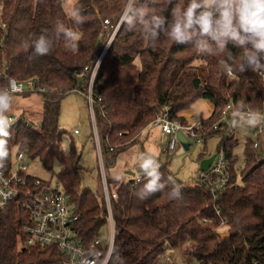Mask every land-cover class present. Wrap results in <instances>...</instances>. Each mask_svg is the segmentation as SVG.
I'll return each mask as SVG.
<instances>
[{
  "label": "trees",
  "instance_id": "16d2710c",
  "mask_svg": "<svg viewBox=\"0 0 264 264\" xmlns=\"http://www.w3.org/2000/svg\"><path fill=\"white\" fill-rule=\"evenodd\" d=\"M191 3L76 0L70 14L63 0H2L0 88L6 89L9 77H13L35 78L48 89L36 92L43 100L41 122L33 125L21 118L11 129L6 160L17 148L53 173L59 164L56 184L70 200L77 238L87 247L101 237L102 228L108 224V211L102 191L82 187L76 148L72 145L67 152L62 148L61 101L73 91L88 100L91 72L105 47L106 35L128 8L93 84L107 183L110 192L116 194L112 199L116 236L109 264H163L167 256L176 253L196 264H264V158L249 139L240 182L233 153L235 136L226 139V130L212 131L230 102L238 110L262 108L264 52L259 53L257 67L245 58V52L254 50L250 42L241 45L227 39L221 47L211 34L201 31L197 20L203 8L196 9L189 25ZM217 18L218 13L213 20ZM105 19L112 21L107 31ZM177 26L180 33L175 31ZM65 30L79 34L74 49ZM41 35L48 40L50 53L34 56L33 41ZM198 100L213 106L208 118L201 115L203 143L206 151L209 138H221L218 150L225 147L230 178L226 189L214 196L210 183L200 176L190 182L180 181L159 159V183L164 188L154 193L142 191L151 177L145 179L142 174L143 181L136 183L135 177L124 181L111 173L119 154L137 144L160 113L178 118ZM111 146L118 147L111 151ZM22 218L23 213L13 206L0 208V264L59 262L55 247L27 248L22 244ZM203 219L208 222L203 223ZM224 233L228 236L223 237Z\"/></svg>",
  "mask_w": 264,
  "mask_h": 264
},
{
  "label": "built area",
  "instance_id": "2783aa9c",
  "mask_svg": "<svg viewBox=\"0 0 264 264\" xmlns=\"http://www.w3.org/2000/svg\"><path fill=\"white\" fill-rule=\"evenodd\" d=\"M2 0H0V8ZM128 10V8H127ZM125 11L123 17L114 27L108 42L97 60L91 72L87 98L93 113V132L100 157V171L102 178V191L105 198V204L108 211V240L99 237L95 239L88 247L84 246L77 238L78 234L74 229L73 209L67 194L61 186L53 185L51 181L43 180L29 173V166L26 160L29 159L24 151L13 149L12 157L3 161L0 168L2 179H0V208L4 209L9 206L15 207L19 212L23 213L22 222L20 223V237L22 244L27 248L40 246L42 248L55 247L60 254L61 260L54 264H109L115 243L116 229L112 211V199L116 194L111 193L107 183V176L104 166V160L101 150V142L99 130L94 111L93 84L97 75L99 66L102 62L104 54L108 51L116 33L121 27L122 21L127 13ZM110 19L104 20L105 30L111 26ZM231 75V73H229ZM17 84V90L13 94H24L27 92L44 93L48 89L41 87L35 78L16 79L9 77ZM78 92V91H77ZM100 100V98H99ZM260 112L264 114V104L260 110H253L246 107L243 110L235 108L233 102L228 103L222 111L221 119L217 122L212 131H225L224 138L234 136V125L232 122L236 118L245 117L250 112ZM13 124L11 129L17 126L20 119L9 117ZM150 126L160 127L161 131L167 135V153H172L179 146L178 135L182 132L186 137L190 136L196 139V143L203 141L204 121L198 113L184 110L178 118L171 119L167 112L160 113ZM226 128V129H225ZM10 129V131H11ZM145 131L141 134L143 136ZM78 133V130H75ZM251 139L254 149L264 146V122L252 129ZM140 139L141 135H140ZM118 146H111L113 151ZM150 178L147 174L139 172L135 176V182L140 183ZM200 178L210 183L214 196L221 190L229 186L228 161L226 158L225 147L222 146L216 153L215 159L207 171L201 172ZM207 223V219L202 220ZM225 223H222L223 228ZM163 264H196L187 256L176 253L167 256Z\"/></svg>",
  "mask_w": 264,
  "mask_h": 264
},
{
  "label": "rangeland",
  "instance_id": "374dc122",
  "mask_svg": "<svg viewBox=\"0 0 264 264\" xmlns=\"http://www.w3.org/2000/svg\"><path fill=\"white\" fill-rule=\"evenodd\" d=\"M76 0H63L64 8L70 14L73 13V7ZM111 31L106 35L105 44L108 42ZM207 101L198 100L193 108L199 114L206 116L209 113ZM192 108V109H193ZM189 111V110H188ZM43 100L40 94L32 92L29 94H13L12 107L7 115L13 116L15 119L24 118L33 125H38L42 120ZM208 117H204L206 119ZM60 128L64 131L62 139V148L66 152L70 150L72 145L76 148L80 157L81 185L93 192L102 191V178L100 176V157L93 132V113L89 101L85 95L73 91L66 95L61 101V114L59 118ZM234 125V136L236 145L233 149L234 155L237 157L236 169L239 172V181L241 179V171L246 166L245 147L249 139H251L252 127L248 126L244 117L241 122H232ZM147 129V128H146ZM78 130V133H75ZM145 135H147L145 137ZM145 137V138H144ZM165 135L161 132L160 127L149 126L147 134H144L137 144L131 148L121 152L117 158V164L112 170V174L116 178L128 181L131 177L139 174L138 167L139 157L143 153L154 155L161 162L168 164L169 169L177 179L183 182H190L198 179L200 171L201 154L204 158L210 157L218 152L220 137H211L207 140L206 151L203 141L196 143L193 137H187L188 149L179 143L178 148L172 153H167V141ZM205 151V152H204ZM264 158V146L257 151ZM26 163L29 166V173L43 180L51 181L56 184L59 172V164L56 163L54 173L47 170L42 162L38 159H28ZM126 171L134 173L126 174ZM241 182V181H240ZM103 192V191H102ZM225 232V227L222 228ZM108 224L104 226L100 232L101 238L108 240L109 236Z\"/></svg>",
  "mask_w": 264,
  "mask_h": 264
},
{
  "label": "clouds",
  "instance_id": "9594fccd",
  "mask_svg": "<svg viewBox=\"0 0 264 264\" xmlns=\"http://www.w3.org/2000/svg\"><path fill=\"white\" fill-rule=\"evenodd\" d=\"M198 8L204 9L197 20L203 33L211 34L221 47L226 44L227 39L238 41L241 45L250 42L254 50L245 52V58L250 64L260 67L258 56L259 53L264 52V0H201V3L192 0L187 11L189 25L193 22L192 18ZM217 13L218 18L214 21L213 17ZM65 31L67 37L72 40L71 48L74 49L79 34L73 30ZM175 31L180 33V27L177 26ZM33 43L35 44L34 56H45L50 53L49 42L44 35ZM17 87L15 81L10 80L6 89L0 88V161L10 155L8 140L11 137L10 129L13 121L7 113L12 107L13 93ZM244 119L248 126L256 127L264 122V114L254 111L246 114ZM2 167L3 165L0 164V168ZM138 167L152 178L142 190L144 193L150 194L164 188V185L159 183L161 174L158 169L161 164L154 155L141 154ZM2 178V173H0V179Z\"/></svg>",
  "mask_w": 264,
  "mask_h": 264
},
{
  "label": "water",
  "instance_id": "95a60500",
  "mask_svg": "<svg viewBox=\"0 0 264 264\" xmlns=\"http://www.w3.org/2000/svg\"><path fill=\"white\" fill-rule=\"evenodd\" d=\"M178 138H179V141L182 143V145L185 147V149H188L187 137L182 132H180L178 135ZM215 156L216 154L210 157L203 158L200 162V171H207L209 167L211 166V164L213 163ZM140 172H142V170H140ZM126 174L134 175V173L130 171H126ZM227 236H228L227 233L223 234V237H227Z\"/></svg>",
  "mask_w": 264,
  "mask_h": 264
},
{
  "label": "crops",
  "instance_id": "0c3cea01",
  "mask_svg": "<svg viewBox=\"0 0 264 264\" xmlns=\"http://www.w3.org/2000/svg\"><path fill=\"white\" fill-rule=\"evenodd\" d=\"M207 107H208V110H209V113L206 115V116H204L203 114H199V116L201 117V115L203 116V117H209L210 115H211V113H212V111H213V106L211 105V104H209V103H207ZM189 111H193V112H196L197 113V111L193 108V109H191V110H189ZM159 128V127H158ZM148 130H149V128H147L146 130H145V132H144V134H147L148 133ZM161 130V129H160ZM162 132V131H161ZM163 133V132H162ZM144 134H143V136H144ZM164 134V133H163ZM165 135V134H164ZM147 135H145V137H146ZM166 137H165V141H167L168 140V137H167V135H165ZM144 137V138H145ZM140 140H142V139H140ZM140 140H138V142H140ZM131 148V147H130ZM129 149V148H128ZM126 173V172H125Z\"/></svg>",
  "mask_w": 264,
  "mask_h": 264
}]
</instances>
